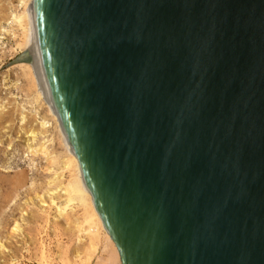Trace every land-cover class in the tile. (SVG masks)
<instances>
[{"label":"water","instance_id":"95a60500","mask_svg":"<svg viewBox=\"0 0 264 264\" xmlns=\"http://www.w3.org/2000/svg\"><path fill=\"white\" fill-rule=\"evenodd\" d=\"M33 35L121 264H264V0H35Z\"/></svg>","mask_w":264,"mask_h":264},{"label":"rangeland","instance_id":"374dc122","mask_svg":"<svg viewBox=\"0 0 264 264\" xmlns=\"http://www.w3.org/2000/svg\"><path fill=\"white\" fill-rule=\"evenodd\" d=\"M19 11L18 0H0V264H39L42 242L51 264H63L64 254L71 257L77 246L66 218L53 225L64 199L51 183L68 180L59 168L64 148L45 102L33 101L34 90L18 67L21 32L12 16ZM42 144L57 159L54 165L28 150Z\"/></svg>","mask_w":264,"mask_h":264},{"label":"bare ground","instance_id":"6f19581e","mask_svg":"<svg viewBox=\"0 0 264 264\" xmlns=\"http://www.w3.org/2000/svg\"><path fill=\"white\" fill-rule=\"evenodd\" d=\"M34 6L35 0H18L20 11L13 14L12 22L18 25L17 28H19L21 32L18 46L23 51V54L17 59V62L20 63L18 67L24 70V75L26 76L30 87L34 90V93L31 91L35 97L33 101L42 100L45 102L49 114H51L55 120L57 125L56 129L59 131L61 143L64 148L63 159L61 163L59 162V168L62 173L66 172L68 174V180L64 183L59 182L60 180L51 183L55 188L58 187L61 193H63L62 198L64 199L63 203L61 202L62 204L59 205L58 208L56 207L57 211L56 217L53 220V225L56 227L61 218H66L65 222L68 223L70 227L69 232L74 237V242L77 246L71 257L64 254L65 262L63 261V264H121L119 252L102 224L94 207L92 197L82 178L78 161L71 152V148L61 128L54 108L45 95L34 54ZM33 94L31 96H33ZM46 124L47 123L44 119L41 127L44 129ZM33 146L31 145L28 147V150L32 155H43L51 166L57 162L55 157L49 155L50 153H47L48 150H46L47 148L45 149V145L43 146L42 144L38 148H34L35 146ZM62 173L61 175H63ZM55 182H57V184H55ZM53 192L52 194H54ZM55 196L57 195L55 194ZM57 197H55V199ZM51 198L54 197L52 196ZM60 200L62 201V199ZM54 201L55 200L51 201V206L54 205ZM38 259L39 264H51L46 252V245H44L43 242L40 244Z\"/></svg>","mask_w":264,"mask_h":264}]
</instances>
